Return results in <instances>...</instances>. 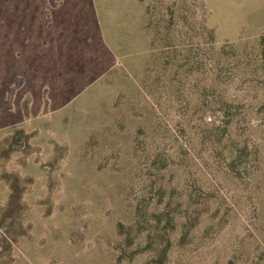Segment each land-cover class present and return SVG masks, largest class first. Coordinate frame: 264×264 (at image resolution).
Instances as JSON below:
<instances>
[{"label":"rangeland","instance_id":"rangeland-1","mask_svg":"<svg viewBox=\"0 0 264 264\" xmlns=\"http://www.w3.org/2000/svg\"><path fill=\"white\" fill-rule=\"evenodd\" d=\"M0 264H264V0H0Z\"/></svg>","mask_w":264,"mask_h":264}]
</instances>
